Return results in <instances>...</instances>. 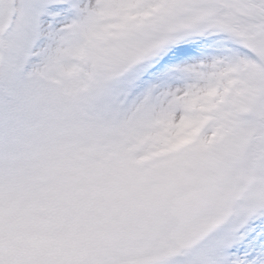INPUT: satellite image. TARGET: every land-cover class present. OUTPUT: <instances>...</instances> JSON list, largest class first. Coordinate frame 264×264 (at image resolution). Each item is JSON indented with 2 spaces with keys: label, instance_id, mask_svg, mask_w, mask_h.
Returning a JSON list of instances; mask_svg holds the SVG:
<instances>
[{
  "label": "snow or ice",
  "instance_id": "1",
  "mask_svg": "<svg viewBox=\"0 0 264 264\" xmlns=\"http://www.w3.org/2000/svg\"><path fill=\"white\" fill-rule=\"evenodd\" d=\"M0 264H264V0H0Z\"/></svg>",
  "mask_w": 264,
  "mask_h": 264
}]
</instances>
